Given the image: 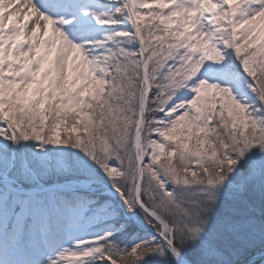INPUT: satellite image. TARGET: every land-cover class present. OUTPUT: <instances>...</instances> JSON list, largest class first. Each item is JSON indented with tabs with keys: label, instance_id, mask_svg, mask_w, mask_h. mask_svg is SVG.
Segmentation results:
<instances>
[{
	"label": "snow or ice",
	"instance_id": "snow-or-ice-1",
	"mask_svg": "<svg viewBox=\"0 0 264 264\" xmlns=\"http://www.w3.org/2000/svg\"><path fill=\"white\" fill-rule=\"evenodd\" d=\"M0 264H264V0H0Z\"/></svg>",
	"mask_w": 264,
	"mask_h": 264
}]
</instances>
